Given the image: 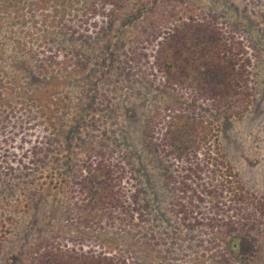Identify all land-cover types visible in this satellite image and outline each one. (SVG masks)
Here are the masks:
<instances>
[{"label":"rangeland","instance_id":"obj_1","mask_svg":"<svg viewBox=\"0 0 264 264\" xmlns=\"http://www.w3.org/2000/svg\"><path fill=\"white\" fill-rule=\"evenodd\" d=\"M91 1L0 0V74L14 82L13 97L6 96L12 102L27 96L32 113L41 120L35 127L30 119L21 131L18 126L0 130V170L13 168L7 174L0 171V264H47L50 250L113 253L118 248L143 264H213L210 256L216 246L205 250L203 226L190 237L180 217L169 210L162 170H176L177 178L186 176L192 185L204 178L203 172L196 175L195 165L175 164L163 154L154 160L149 150H155L154 140L164 132L170 106L194 108L196 120L217 127V153L237 174L236 180L264 200V0H118L99 8L94 0L97 11L88 15L84 7ZM83 11L88 12L85 17ZM186 19L215 23L226 45L237 53L235 74L238 78L240 72L241 79L234 82L240 88L219 105L202 88H168L166 77L152 64L156 44L173 24ZM244 90L247 106L236 114L228 104ZM55 98L66 106L60 109L61 135L52 146L57 158L49 165L55 167L52 186L48 175L26 176L20 159L26 162L21 158L25 149L51 134L46 112ZM148 126H155L151 144L144 135ZM92 149L103 150L119 169L125 198L131 200L134 194L148 204L141 217L125 221L124 212L118 211L113 221L103 218L101 227L85 221L78 207L85 199L75 175ZM30 178L36 187H25ZM194 198L201 203L195 209L198 214L204 206L207 212L213 209L208 199ZM92 215L94 210L89 218ZM250 252L241 242L239 254L246 259L239 264H264L263 239L253 257Z\"/></svg>","mask_w":264,"mask_h":264},{"label":"trees","instance_id":"obj_2","mask_svg":"<svg viewBox=\"0 0 264 264\" xmlns=\"http://www.w3.org/2000/svg\"><path fill=\"white\" fill-rule=\"evenodd\" d=\"M98 1L100 2L99 8L100 6L104 7L107 1L115 4L118 0ZM94 3L95 1L92 0L84 7V10L89 13L83 11V17L87 13L88 15L96 13L97 7ZM64 13L66 10H63L62 15ZM82 23L81 19L79 24ZM156 45L152 64L166 77L165 85L168 88L173 90L177 86L202 88L204 94L210 96L211 102L215 105H219L220 100L229 98L230 94L235 93L236 87L240 88L239 82H234L235 79H241L240 72L238 78L235 74L237 53L234 54L232 48L226 45L221 30L215 23L193 19H186L180 24L175 23ZM50 61L54 62L51 59ZM45 63L49 64V62ZM240 67L244 71L245 68L243 69L242 65ZM10 81L4 80V76L0 74V106L2 105L6 109L0 112V115L3 114L0 116V130L8 126H12V128L18 126L21 131L22 126L26 122L29 123L30 119L35 123V127L38 126V121L39 123L41 121L40 115L32 113L33 110L29 107L27 96L19 97L17 102H12L13 100L7 97L8 93L13 97L10 91H14L12 89L14 82ZM247 97L248 93L244 90L241 98H233V101L228 104V108H236L234 110L236 114L244 111L247 106ZM50 104L53 105L52 109H50ZM48 105L49 112H46V120L50 121L49 125L53 126V130H50L51 134H45L42 142H36L25 149L21 158L26 157L27 161L20 159V165L26 170V176L38 172L42 177L48 175L47 184L55 186L53 182L55 167L49 165L57 161L52 146L54 139L61 135L60 114L62 110L60 109L66 104L62 98H55ZM46 110L41 111L45 112ZM168 110H172L170 111L172 114L167 116V121L162 126L164 132L157 140H154L155 150H149L153 153V159L157 160L163 154L166 157H171L175 164L180 161L188 164L190 168L195 165V174L201 176L203 172V177L208 180L206 183L202 178L200 182L192 185L186 176L177 178L176 170L165 167L162 171L166 177L164 183L169 187V210L174 216L180 217L183 229L190 237L194 238L196 235H192V232L195 229L201 230L200 228L203 226L208 242L205 250L209 251L216 246V251H211L212 255L210 256L213 264H239V261L246 259L245 257L242 259L239 254L241 242H246L250 246L249 256L253 257L258 243L261 239L264 240V200L243 189L240 182L236 180L237 174L224 162L222 154L217 153L219 149L217 148L216 126L210 121L196 120L193 116L194 108H181V104H178L170 106ZM23 113L27 114L26 119L21 116ZM154 127L148 126L144 132L149 144H151V138L153 139L152 129ZM12 138L11 140H13ZM1 139L7 143V138ZM160 150L164 152L162 153ZM214 151L216 156L212 154ZM88 153L90 155L83 162L84 166L80 168V173L75 175L76 183L80 187L79 194L83 196V200L85 199L82 205L78 206L85 221L89 219L90 223L96 221V223H100L99 227H101L103 218L106 222L113 221L117 215H120L118 211L119 213L124 212L125 221L135 218L136 214L141 217L148 204L143 203L134 194L131 200L124 197L125 195L121 191L124 189L123 176L119 169H116L115 164L106 158L103 150L98 149L95 152L92 149ZM8 167L9 170H3L4 166H2L0 171L3 170L7 174V171L13 169ZM120 169L123 170V168ZM116 172L118 173L116 174ZM29 180L25 179V187L26 185L36 187L34 179L30 178ZM41 191H43V186ZM194 197L202 202L205 198L208 199L210 208L213 209L207 212L204 206L203 212L198 214L200 210L196 212L195 209L200 207L201 203L198 200L195 202ZM125 200L128 202L125 203ZM93 210L95 216L92 215L89 218V213ZM145 212H147V208ZM199 215L202 216L199 217ZM219 215L221 218L217 219ZM0 224L3 223L0 222ZM131 226L133 227V225H129V227ZM152 237L154 239V236ZM135 246L136 243H133L130 248ZM130 248L123 249L128 251ZM118 249L113 253L92 249L70 250L69 252H52L50 250V260L47 264H143L138 262V258L131 259L125 255L124 250ZM44 256L46 257V255Z\"/></svg>","mask_w":264,"mask_h":264}]
</instances>
